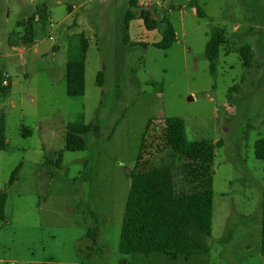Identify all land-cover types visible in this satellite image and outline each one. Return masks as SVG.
<instances>
[{
	"label": "rangeland",
	"instance_id": "obj_1",
	"mask_svg": "<svg viewBox=\"0 0 264 264\" xmlns=\"http://www.w3.org/2000/svg\"><path fill=\"white\" fill-rule=\"evenodd\" d=\"M137 2L124 44L128 0H0V71L9 83L0 95V264H264L263 164L254 158L255 142L264 139V0ZM39 6L47 19L35 23L34 43L18 44L20 23ZM144 10L159 21L154 31L138 18ZM165 22L176 42L160 50L153 44ZM220 30L225 45L212 75L204 49ZM80 34L88 41L84 94L73 99L65 93V62ZM244 46L252 53L246 68ZM79 116L99 132L85 137L84 150L65 151V126ZM150 119L180 121L186 146L222 142L212 157V227L209 238L201 236L206 255L118 251L129 174ZM163 159L182 191L177 157Z\"/></svg>",
	"mask_w": 264,
	"mask_h": 264
},
{
	"label": "trees",
	"instance_id": "obj_2",
	"mask_svg": "<svg viewBox=\"0 0 264 264\" xmlns=\"http://www.w3.org/2000/svg\"><path fill=\"white\" fill-rule=\"evenodd\" d=\"M138 8L137 0H128V10L123 18V43H128L127 30L135 20L133 9ZM195 15L203 18L204 13L196 7ZM46 21L44 7H37L28 18L20 23L22 36L20 45H32L35 41L34 19ZM147 31L157 29L159 21L148 11L138 16ZM77 46L67 52L65 62V93L69 98L84 94V63L88 41L83 34L77 37ZM176 42V35L168 22H165L161 38L153 46L167 50ZM11 41L9 46H15ZM225 45V35L220 30L210 38L204 49L205 58L210 63L209 72L214 74L215 61L221 47ZM242 66L248 67L252 60L251 48H240ZM102 72L96 77V85L102 86ZM4 75L0 71V95L9 91V83L2 85ZM237 92V87L229 89L228 98ZM115 127H113L111 133ZM99 132V126L85 124L83 116L65 126L64 150L82 151L86 147L85 137ZM110 133V134H111ZM5 121L0 115V151L5 149ZM222 146L221 141L213 144L193 143L186 146L182 136V124L176 119H150L141 136L134 167L129 174V188L122 216L118 240V251L123 255L141 253L145 255L178 256L206 255L208 248L202 244L201 236L209 238L212 227V157ZM172 153L179 161V188L176 176L168 162L163 159ZM254 158L262 162L261 192V241L260 254L264 256V139L254 144ZM158 161V163H155ZM20 166L12 172L8 185L18 174ZM6 194L0 193V219L4 220Z\"/></svg>",
	"mask_w": 264,
	"mask_h": 264
},
{
	"label": "built area",
	"instance_id": "obj_3",
	"mask_svg": "<svg viewBox=\"0 0 264 264\" xmlns=\"http://www.w3.org/2000/svg\"><path fill=\"white\" fill-rule=\"evenodd\" d=\"M35 23H36L37 25L40 24L38 18H35V19H34V24H35ZM54 24H55V21H50L49 24H48V28H53V27H54ZM6 83H7V81H6V79H5V81H3V83H2V85L5 86Z\"/></svg>",
	"mask_w": 264,
	"mask_h": 264
},
{
	"label": "crops",
	"instance_id": "obj_4",
	"mask_svg": "<svg viewBox=\"0 0 264 264\" xmlns=\"http://www.w3.org/2000/svg\"><path fill=\"white\" fill-rule=\"evenodd\" d=\"M212 189H213V183H212ZM213 197H214V194H213ZM213 201H214V198H213ZM212 218H213V207H212Z\"/></svg>",
	"mask_w": 264,
	"mask_h": 264
}]
</instances>
